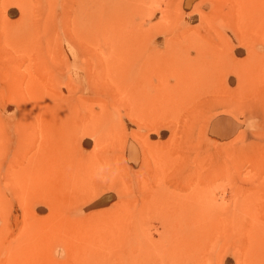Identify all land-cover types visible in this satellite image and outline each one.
Masks as SVG:
<instances>
[{
	"label": "rangeland",
	"instance_id": "1",
	"mask_svg": "<svg viewBox=\"0 0 264 264\" xmlns=\"http://www.w3.org/2000/svg\"><path fill=\"white\" fill-rule=\"evenodd\" d=\"M80 3L0 0V262L264 264V7Z\"/></svg>",
	"mask_w": 264,
	"mask_h": 264
},
{
	"label": "bare ground",
	"instance_id": "2",
	"mask_svg": "<svg viewBox=\"0 0 264 264\" xmlns=\"http://www.w3.org/2000/svg\"><path fill=\"white\" fill-rule=\"evenodd\" d=\"M80 2H81L80 3V10H78V14L83 15V2H84V0H80ZM77 4L79 5L78 2H77ZM238 7H255L257 9V11L259 12V11H261V7H264V0H241V6H238ZM81 19H82V17H81ZM257 23H258V25H260L261 20L259 19L257 21ZM81 26L83 27V23H82ZM20 29H22V28H20ZM19 32L20 31L16 32L15 30H9V34H12L11 35L12 37L17 35V33H19ZM19 42L22 43V42H24V40L23 39H19ZM182 68H183L182 65H179V66L177 65V67H175L174 70L172 69V71H173L172 73H176V74H174L176 76L175 80H177L180 83V89H177V90H181L182 89V91H177L176 90V91H173V93H171L169 95L166 94V96L164 97L165 100L169 101L171 99V101H173L172 98H171V97H173L174 99L177 100V102H180L181 99L183 100L185 97H188V95L190 96V94L193 91V89H196L195 86L197 84L195 82V78L198 77V76H201V73L194 72V71H189V70L182 69ZM167 69L168 68L162 69V71L159 70L158 73H162L163 76L164 75L167 76V74L163 73V71H166ZM185 71H187V72L189 71L192 75L191 74H186ZM137 73H140V72L133 71V70L130 71V72H127L126 75H125V83L126 82L127 83H131L132 81L134 82L135 80L136 81L140 80L141 77L138 76ZM168 75L170 76V78H172L171 76H174V75H170V74H168ZM149 76H151V75H149ZM166 76H164V77H166ZM189 77H190V79H189ZM191 80H193V81H191ZM132 95H133L134 100L137 101V102L139 100H147L148 101L147 98L151 96V93H150V91H147L146 89L135 88V92H133ZM161 100H162V102L164 101L163 98H161ZM184 100H186V99H184ZM94 115L96 117H100V119H99L100 121H105V122H108V123H112V122H114V121H116L118 119V117H117L118 114H115V113L110 112V111H108V112L107 111H103L102 113H98V114L96 112H94ZM56 118L61 123L66 122V120H67V116L65 114H62V113L59 116H57ZM57 134H58V136L61 139V145L59 147H57L56 151H57V153H62L64 155V153H67V151H68L67 142H68L69 135L66 132H57ZM67 166H68V163L66 161H64L61 164V168L62 169H66ZM59 190H60V186H58L56 184L55 191L57 192ZM1 251H2V253H7L8 254L6 256V258H4L0 262L1 264H54L53 261H50L48 259L44 263H41V261L35 260L33 258V256H35L33 254V250H30V251L29 250L28 251L27 250H22V251L15 250V251H13V250H10V248H8L7 246L3 245V247L1 248Z\"/></svg>",
	"mask_w": 264,
	"mask_h": 264
}]
</instances>
